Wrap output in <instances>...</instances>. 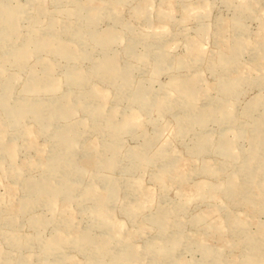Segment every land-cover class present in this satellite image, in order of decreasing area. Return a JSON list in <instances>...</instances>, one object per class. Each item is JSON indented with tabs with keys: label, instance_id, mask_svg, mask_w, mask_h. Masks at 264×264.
I'll return each mask as SVG.
<instances>
[{
	"label": "rangeland",
	"instance_id": "374dc122",
	"mask_svg": "<svg viewBox=\"0 0 264 264\" xmlns=\"http://www.w3.org/2000/svg\"><path fill=\"white\" fill-rule=\"evenodd\" d=\"M0 264H264V0H0Z\"/></svg>",
	"mask_w": 264,
	"mask_h": 264
}]
</instances>
